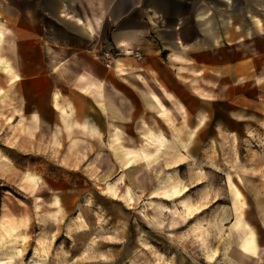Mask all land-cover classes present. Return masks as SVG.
Here are the masks:
<instances>
[{
	"label": "rangeland",
	"instance_id": "1",
	"mask_svg": "<svg viewBox=\"0 0 264 264\" xmlns=\"http://www.w3.org/2000/svg\"><path fill=\"white\" fill-rule=\"evenodd\" d=\"M10 35L0 43L8 61ZM2 70L4 264H203L205 255L224 254L234 208L239 224V210L264 199V117L234 118L229 104L212 103L210 119L204 125L195 120V133L181 136L176 123L186 126L187 120L175 117L184 109L162 94L171 109L162 132H151L154 119L143 123V136L135 122V128L123 124L122 143L141 148L111 153L113 126L94 134L61 111L44 119L43 96L27 101L26 87L6 85L1 76L9 71ZM245 91L264 93L258 87ZM176 138L188 140L187 151Z\"/></svg>",
	"mask_w": 264,
	"mask_h": 264
},
{
	"label": "crops",
	"instance_id": "2",
	"mask_svg": "<svg viewBox=\"0 0 264 264\" xmlns=\"http://www.w3.org/2000/svg\"><path fill=\"white\" fill-rule=\"evenodd\" d=\"M5 34L4 83L26 87L30 102L42 95L44 119L61 111L94 134L113 126L111 153L141 148L122 143L123 124L135 122L143 136L154 119L151 132H162V118L171 119L162 94L184 109L175 117L187 120L176 123L181 136L210 119L212 103L229 104L234 118L264 117V93L245 91L264 90V0H0V43ZM108 47L110 66L100 59ZM175 140L188 150V140ZM239 213L224 254L205 255L203 264H264V199Z\"/></svg>",
	"mask_w": 264,
	"mask_h": 264
},
{
	"label": "built area",
	"instance_id": "3",
	"mask_svg": "<svg viewBox=\"0 0 264 264\" xmlns=\"http://www.w3.org/2000/svg\"><path fill=\"white\" fill-rule=\"evenodd\" d=\"M136 57H139L140 54L138 51L134 52ZM100 59L104 62L106 66H110L112 63V60L114 59V54L111 48H105L100 53Z\"/></svg>",
	"mask_w": 264,
	"mask_h": 264
},
{
	"label": "bare ground",
	"instance_id": "4",
	"mask_svg": "<svg viewBox=\"0 0 264 264\" xmlns=\"http://www.w3.org/2000/svg\"><path fill=\"white\" fill-rule=\"evenodd\" d=\"M186 189H188V188L185 187L184 190H186ZM184 204H186L187 207H190V204L187 203V202H185V201H184ZM4 246H5V244H4ZM6 246H7V245H6ZM16 251H17L18 255L20 256L21 253H22V250L18 248ZM42 253H43V252H42ZM43 254H44V253H43ZM47 255H48V254H47ZM45 258H46V257H45ZM9 259H12V258H9ZM45 260H46V259H45ZM37 261H38V260H37ZM37 261H36L35 263H33V264H42V263H43V262L41 263V262H37ZM0 264H4V260H0ZM29 264H30V263H29Z\"/></svg>",
	"mask_w": 264,
	"mask_h": 264
}]
</instances>
